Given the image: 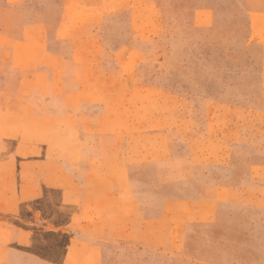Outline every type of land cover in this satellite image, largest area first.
I'll return each instance as SVG.
<instances>
[{
    "label": "rangeland",
    "instance_id": "374dc122",
    "mask_svg": "<svg viewBox=\"0 0 264 264\" xmlns=\"http://www.w3.org/2000/svg\"><path fill=\"white\" fill-rule=\"evenodd\" d=\"M64 2L0 0V264H123L112 236L203 176L264 234V0H155L161 33L143 1Z\"/></svg>",
    "mask_w": 264,
    "mask_h": 264
},
{
    "label": "crops",
    "instance_id": "0c3cea01",
    "mask_svg": "<svg viewBox=\"0 0 264 264\" xmlns=\"http://www.w3.org/2000/svg\"><path fill=\"white\" fill-rule=\"evenodd\" d=\"M87 1L93 8L91 14L96 15L110 9V2L124 0H65L63 10L76 12L78 8L86 6ZM125 1H143L147 10L159 13L154 24L156 32L161 33L163 24H167L162 16L163 7L153 3L155 0ZM136 13L135 10L131 11L132 25L138 20L133 17ZM210 13L209 8L202 9L197 11L195 18L201 14V18H207ZM138 34L141 35L137 31L134 36ZM31 39L23 36L12 50L13 55L20 58L37 54L35 49L30 51L22 47L31 46ZM45 49L47 51L42 50L40 53L44 57H59L48 46ZM46 68H41V71L46 72ZM202 178L197 182L201 184L192 187L193 195L165 199L158 215L142 218V198L135 195L132 197V202L137 204V216H141L143 221L137 226L125 224L120 237L112 236L113 243V237H116L119 239L117 243L137 253L136 257L125 258L123 264H160L156 260L159 254H164L166 264H264V234L260 230L261 225L226 220L223 204L230 189L219 179L209 176ZM89 245L91 249L98 247L97 242Z\"/></svg>",
    "mask_w": 264,
    "mask_h": 264
}]
</instances>
